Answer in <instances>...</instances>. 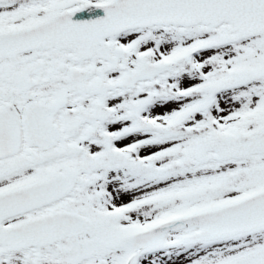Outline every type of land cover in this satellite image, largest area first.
<instances>
[{
	"label": "snow or ice",
	"instance_id": "obj_1",
	"mask_svg": "<svg viewBox=\"0 0 264 264\" xmlns=\"http://www.w3.org/2000/svg\"><path fill=\"white\" fill-rule=\"evenodd\" d=\"M0 264H264V0H0Z\"/></svg>",
	"mask_w": 264,
	"mask_h": 264
}]
</instances>
